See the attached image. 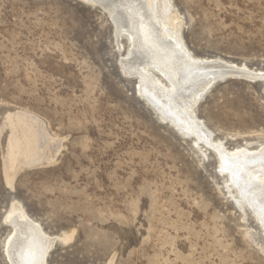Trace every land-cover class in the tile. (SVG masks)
<instances>
[{"label": "rangeland", "instance_id": "rangeland-1", "mask_svg": "<svg viewBox=\"0 0 264 264\" xmlns=\"http://www.w3.org/2000/svg\"><path fill=\"white\" fill-rule=\"evenodd\" d=\"M170 1L194 58L264 71V0ZM129 43L83 0H0V264L16 203L56 238L46 264H264V229L215 151L136 95ZM194 106L227 150L264 146L263 82L225 79ZM16 113L60 142L55 159L7 169Z\"/></svg>", "mask_w": 264, "mask_h": 264}, {"label": "bare ground", "instance_id": "bare-ground-1", "mask_svg": "<svg viewBox=\"0 0 264 264\" xmlns=\"http://www.w3.org/2000/svg\"><path fill=\"white\" fill-rule=\"evenodd\" d=\"M83 1L100 6L109 14L118 43L122 36L130 41L131 47L129 43L130 49L121 59L122 71L138 77L139 95L182 135L194 137L197 145L205 144L215 151L220 172L228 175L231 186L237 189L239 198L247 203L264 229V146L255 151H229L221 142H215L203 122L187 110H192L217 80L230 76L264 82V71L255 72L221 60L194 58L183 45L182 23L170 0ZM148 68L164 77L169 87L161 85L148 73ZM7 122L11 134L6 166L10 172L21 161L33 166L44 159L52 161L59 154L60 142L51 138L39 119L16 113L10 114ZM5 222L14 231L7 250L10 262L46 264L56 238L45 234L18 203L12 205Z\"/></svg>", "mask_w": 264, "mask_h": 264}, {"label": "water", "instance_id": "water-1", "mask_svg": "<svg viewBox=\"0 0 264 264\" xmlns=\"http://www.w3.org/2000/svg\"><path fill=\"white\" fill-rule=\"evenodd\" d=\"M100 7V6H99ZM102 8V7H101ZM108 14V13H107ZM108 16H109V14H108ZM109 19L111 20V22L114 24V21L111 19V17L109 16ZM114 27H115V24H114ZM126 54V53H125ZM120 63V67H121V69L122 70H124V67H123V65H122V62H119ZM125 75H127V76H129L128 74H126L125 73ZM130 77H135L136 78V82H135V93H136V95L138 96V97H140V98H142L140 95H139V93H138V90H137V85H138V77H136V76H134V75H132V76H130ZM237 78H239V77H237ZM224 79H226V80H229V79H236V78H234V77H230V76H226L225 78H222V79H219V80H217L216 82H215V84L216 83H219V82H222L221 80H224ZM240 79H244V80H247V79H245V78H240ZM248 81H250V80H248ZM262 82V81H261ZM264 83V82H263ZM214 84V85H215ZM179 133H180V131L175 127V126H173ZM192 138H194V137H192Z\"/></svg>", "mask_w": 264, "mask_h": 264}]
</instances>
